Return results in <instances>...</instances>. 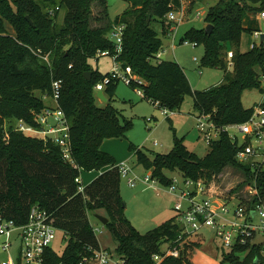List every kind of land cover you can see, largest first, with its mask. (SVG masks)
Instances as JSON below:
<instances>
[{"label": "trees", "instance_id": "1", "mask_svg": "<svg viewBox=\"0 0 264 264\" xmlns=\"http://www.w3.org/2000/svg\"><path fill=\"white\" fill-rule=\"evenodd\" d=\"M122 1L128 8L112 22L106 0H0V217L22 226L34 206L51 215L54 226L67 235V246L61 257L48 249L44 264H80L88 247L99 249L90 216L100 211L109 220L106 227L118 244L116 252L128 264H156L154 256L173 246L182 234L177 217L147 234L132 225L125 214L118 164L102 150L106 140L126 137L132 125L111 104L117 83L104 91L109 97L107 106L96 104L95 87L108 74L94 71L89 61L101 58L99 52L114 53L116 45L110 39L114 24L126 26L118 61L145 81L130 86L143 91V100L177 112L190 95L197 115H211L218 127H226L246 123L254 113L256 107L243 105L244 92L264 93V43L255 44L250 52H240L243 34L261 32L257 16L264 12V0H221L206 17L207 26L214 27L212 34L205 29L190 30L183 39L205 46L204 67L227 71L225 82L206 92L193 90L177 62L157 60L164 42L153 24L162 25L163 36L169 34L167 16L180 9V0ZM93 3L101 8L98 15ZM61 11L65 17L59 26ZM229 45L238 50L233 52L232 72L224 53ZM38 53L48 56L49 63ZM86 73H92L90 80ZM58 80L62 81L59 107L70 123L72 156L81 171L63 161L57 146L14 131L16 121L35 124L33 112L48 107L43 98L51 94L52 84ZM260 107L264 109V101ZM5 124L8 144L3 140ZM130 150L138 164L165 187L172 183L165 171H179L187 180L210 182L226 168L235 167L245 177L243 187L258 191L254 197L240 195L237 202L250 208L264 204V165L238 163L237 146L227 134L212 143L205 158L190 152L183 139L175 140L169 154L145 153L133 146ZM83 170L103 172L80 193L76 180ZM240 186L237 191L242 190ZM187 250L182 258H167L161 264H193L186 259ZM228 255L233 264H264L260 247H238Z\"/></svg>", "mask_w": 264, "mask_h": 264}, {"label": "built area", "instance_id": "2", "mask_svg": "<svg viewBox=\"0 0 264 264\" xmlns=\"http://www.w3.org/2000/svg\"><path fill=\"white\" fill-rule=\"evenodd\" d=\"M181 6L177 11L170 12L167 16L169 35L176 31V27L188 20L192 13L188 8L187 0H180ZM197 13V14H196ZM52 11L50 15H53ZM202 14L195 12V18H200ZM259 18L264 20V12L260 13ZM126 26L124 24H114L110 33V39L115 42L114 53L109 51L99 52L98 57L110 56L114 59L113 70L99 82L96 92H104L111 83L124 82L128 86L134 84L142 85L144 82L134 74L131 67H123L118 61L123 51V37ZM262 33H254L255 39H261ZM184 45L197 48L196 43L184 41ZM41 53V52H40ZM39 56L47 63L49 57ZM161 53L157 60H161ZM229 59L234 57L233 52L228 53ZM197 62L198 59L196 58ZM264 82V77H262ZM62 89V81H54L51 94L45 95L44 100L51 99L56 106L47 107L41 112H33L34 125L24 120L16 121L14 131L27 136L37 137L45 143H51L60 149L64 162L72 165L81 171L72 156V141L70 133V123L59 107V99ZM141 97L143 91L136 88ZM161 111L166 119L175 116L176 112L170 111L160 104L152 103ZM197 129L203 142L208 148L213 142L220 139L223 134H227L232 143L237 146L236 161L242 165L249 162L264 165V109L256 107L249 121L243 124L218 127L211 115L201 114L196 116ZM235 131L236 134L232 133ZM238 135L241 136L242 143H239ZM5 143H9L10 134L7 124L4 126ZM121 178L127 180L130 188H135L137 182L144 184H156L157 180L150 175L141 179L128 163L118 165ZM79 184V192L85 191L81 176L76 180ZM214 185V184H213ZM204 181H192L184 179L183 187H180L178 179H172L170 186L166 187L169 193L176 197L177 203L174 210L177 219L182 226V234L176 243L162 251V254L154 256L156 264H161L167 258L179 259L184 256V252L189 245L198 243L201 240L203 230L214 232L216 239L220 240L226 249H236L238 247H260L264 257V204L259 203L250 208L247 204L237 201L223 199L214 190V186ZM249 195L257 196L258 191L252 188L248 191ZM255 213V217H252ZM60 231L54 226L51 215L44 209L34 206L29 214L26 224L16 225L13 221H5L0 217V253L10 254L13 247L18 246V259L15 261L10 256L0 264H44L45 254L55 241L56 233ZM100 232V229L94 233ZM66 235V234H65ZM67 237V235H66ZM80 264H128L126 260L119 257L117 252L88 247L86 254L82 255Z\"/></svg>", "mask_w": 264, "mask_h": 264}, {"label": "rangeland", "instance_id": "3", "mask_svg": "<svg viewBox=\"0 0 264 264\" xmlns=\"http://www.w3.org/2000/svg\"><path fill=\"white\" fill-rule=\"evenodd\" d=\"M108 5V20L114 22L117 17L121 16L128 8V3L122 0H106ZM221 0H187V6L190 9L192 4L199 2L194 13L188 16V20L182 25L176 27V31L165 38L162 34L163 28L159 23H154L153 28L159 33L160 38L164 42V47L161 51L163 61L177 62L185 71L187 78L194 91L206 92L215 87L222 85L227 76L225 68H209L203 66V58L205 56V46L200 45L197 48L184 45L183 39H186L187 33L190 30H202L207 27L206 17L211 7L215 6ZM93 12L98 15L101 8L98 3H93ZM199 11L202 16L195 18V12ZM197 14V13H196ZM65 17V11L59 12L57 24L61 26ZM96 21L93 22L95 26ZM262 35H264V20L260 21ZM190 42V41H188ZM252 44L261 45V39H255L252 35L244 34L241 39L240 52L250 50ZM228 50L238 51L232 45L228 46ZM228 50H225L226 62L228 63V70L232 72V61L229 59ZM198 59L196 62L195 59ZM94 71L102 75H106L113 70L114 59L110 56L101 57L99 59H91L89 61ZM140 78L138 75H136ZM141 79V78H140ZM144 83L145 81L141 79ZM264 90V82L262 84ZM96 92V104L100 108H105L108 102L100 100ZM106 95V94H105ZM40 96V94H37ZM107 99L109 97L106 95ZM264 101V93L260 91H246L243 94L242 102L245 108L258 107ZM47 106L55 107L56 104L51 100H45ZM112 106L121 113V118L132 122L126 137L121 139H110L124 143V149L129 155L126 163L131 166L134 172L141 178L150 175L141 165L138 164L136 157L130 150V147L141 149L145 153L150 154H169L175 144L176 139H183L185 146L200 158H205L209 153V148L200 137L197 129L196 116L197 112L194 108V100L192 96H187L181 109L175 113L171 118V122L162 116L161 111L153 104L143 98L138 93L137 89H133L124 82H118L116 87V94L114 100L111 102ZM232 133L236 134L235 131ZM239 143H242L241 136L238 135ZM110 140H106L110 141ZM105 151V150H104ZM107 152V151H105ZM103 171L86 172L82 171V175L86 178L95 179L102 174ZM170 179L176 178L180 181V187H183L184 177L179 171H166ZM92 180V181H93ZM205 182V181H204ZM214 190L223 199L230 201H238L240 195H248L250 188L243 187L245 177L241 170L235 167H228L218 177L210 182ZM241 185V186H240ZM242 187V190L238 188ZM123 191V193H122ZM238 192L237 195L235 193ZM121 196L125 203L126 218L132 225L142 234H147L152 229L160 225L161 222L166 221L172 217H176L177 213L174 210L177 203L176 197L169 193V190L161 185L144 184L138 181L135 188H130L125 178L121 179ZM247 196H244L246 198ZM105 217L104 212L99 213ZM170 216V217H167ZM90 221L96 232L97 239L102 249L111 252H116L118 244L115 241L112 233L108 227L99 222L95 215L90 216ZM202 245H196L197 253L194 257L195 264H233L227 260L228 254L232 253V249H226L220 240L216 239L214 232L211 230H203L201 232ZM67 246V237L61 232L57 231L55 241L51 245V249L58 255L62 256ZM194 247L188 246L187 254L193 250ZM167 247H164L166 249ZM19 247L15 246L10 254L0 253V263L8 260L10 257L13 260L18 259ZM240 256L241 254H237ZM10 256V257H9ZM189 259V256L188 258Z\"/></svg>", "mask_w": 264, "mask_h": 264}, {"label": "crops", "instance_id": "4", "mask_svg": "<svg viewBox=\"0 0 264 264\" xmlns=\"http://www.w3.org/2000/svg\"><path fill=\"white\" fill-rule=\"evenodd\" d=\"M201 1V0H200ZM198 4H199V2H196V4H192L191 5V8H190V12L191 13H194V11H195V9H196V7L198 6ZM257 19L259 20V23H260V21H261V19L259 18V16H257ZM207 25V24H206ZM206 29V28H205ZM262 33V32H261ZM244 35V34H243ZM248 35H252L253 37H254V34H248ZM168 36H170L169 34H167L166 33V35L164 36L165 38H167ZM255 38V37H254ZM255 46V44H252V46H251V49L250 50H245V51H243L242 53H247V52H250L252 49H253V47ZM230 52H234V51H230ZM161 57H162V55H161ZM161 61H163V60H161ZM108 74V73H107ZM105 94V93H104ZM105 97H106V95H105ZM106 99H107V97H106ZM107 101H108V99H107ZM49 107H51V106H49ZM171 119V118H170ZM126 148V145L124 144V143H119L118 141H113V140H110V141H105L104 143H103V145H102V150L104 151H107L106 153H108V154H110L111 156H113L114 158H115V160H116V162H117V164L119 165V164H121V163H124V162H127L128 161V159H129V157H130V155L124 150ZM104 151V152H105ZM166 172V171H165ZM165 175H166V173H165ZM167 176V175H166ZM168 177V176H167ZM170 178V177H169ZM96 179V178H95ZM94 179V180H95ZM172 179H174V178H172ZM171 179V180H172ZM81 180H82V183L84 184V186H88V185H90L94 180L93 179H91V178H86V176L85 175H82V173H81ZM93 180V181H92ZM122 193H123V191H122ZM121 193V194H122ZM101 212H104V211H100L99 213H101ZM105 214V213H104ZM167 217H170V216H167ZM172 218H174V217H172ZM172 218H170V219H172ZM170 219H168V220H170ZM168 220H166V221H168ZM166 221H164L163 220V222H161L160 223V225L162 224V223H164V222H166ZM197 244V243H196ZM203 244V241H201L200 243H198V245H202ZM100 245V244H99ZM101 247V246H100ZM196 253H197V250H196V247H194L193 248V250L192 251H190L189 252V259L191 260V262L193 263V264H195L194 263V257L196 256Z\"/></svg>", "mask_w": 264, "mask_h": 264}, {"label": "water", "instance_id": "5", "mask_svg": "<svg viewBox=\"0 0 264 264\" xmlns=\"http://www.w3.org/2000/svg\"><path fill=\"white\" fill-rule=\"evenodd\" d=\"M27 20L29 21V23H31V19H30L29 17H27ZM213 29H214V27H213L212 25H208V26L206 27L205 31H206V33H207L208 35H211L212 32H213ZM263 43H264V35L261 36V44H263ZM85 77H86L87 80H90L91 77H92V73H86ZM97 97H98L100 100H102V101H104V102H107V99H106V97H105L104 92H99L98 95H97ZM252 217H255V213H252ZM96 218H97V220H98L99 222H101L104 226H107V225L109 224V220H108L106 217H103V216H101V215H96Z\"/></svg>", "mask_w": 264, "mask_h": 264}]
</instances>
